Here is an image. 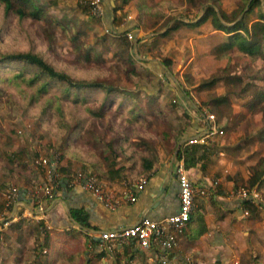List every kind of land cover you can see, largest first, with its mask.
I'll return each mask as SVG.
<instances>
[{"label":"rangeland","instance_id":"rangeland-1","mask_svg":"<svg viewBox=\"0 0 264 264\" xmlns=\"http://www.w3.org/2000/svg\"><path fill=\"white\" fill-rule=\"evenodd\" d=\"M34 1L43 4L46 8V13L61 23V26L45 27V30L53 35L50 45L45 40L44 29L41 30L38 24H32L30 27L26 22L27 20H25L22 25L14 29L12 23L16 20L11 19L7 34L0 40L1 51L12 52L28 50L30 39L34 37L42 41L44 45L42 47H45L41 49L43 57L54 65V67L66 71L75 79H95L103 83L117 85L127 92L147 90L149 94H155V100L160 106L167 105V107L163 108L164 113L170 119L175 131L186 121L182 116L183 113L187 112L191 115L195 112L193 105H189L185 101L180 87L188 90L195 105H199L201 99L207 100L208 95H221L228 89L226 85L218 83L211 90L196 91V87L201 82V79L208 77L210 72L215 69L214 63L207 59L208 49L206 47L198 48L199 45H197L194 46L193 50L187 45L186 49L188 53L185 50L181 52V54H183L178 56L177 67L174 63L171 64L170 71L172 77L169 73L167 74L165 71H162L159 66L153 65L152 61L146 63L149 65L151 64L154 68L153 71L145 68V66L141 65L138 59L134 57V55L138 53V56L147 55L154 59L157 57L159 60H163L165 59V55L168 54V48L165 50V45L169 41L181 40L183 37L187 36L186 33L180 32L177 36L171 35L170 38L162 39V37H158V34H155V32L164 31L165 26H162L161 29L153 30L152 28L147 29L139 24L137 17L139 4L145 5L149 2L154 3L156 0H130L127 4L120 5V8L116 10L117 12H114L113 8L119 6L118 0H106L107 4L99 0L98 5L102 11L101 15L93 13L92 8L89 6L91 1L95 0ZM162 1H165V5H163L161 10L165 17H161L159 20H164L162 22L167 21L170 23L172 17L176 15L185 16L186 14H190V16H194V14L200 10L187 3L186 0ZM235 2L236 0H219L221 8L226 11L232 9L235 6ZM110 8L115 15L113 20L108 16ZM104 12L105 17H103ZM151 19H154V17ZM151 19L149 20L150 22L152 21ZM181 19L190 21V17L186 16L181 17ZM112 22L113 24L114 22L127 23L122 30L130 32L131 38L129 40L132 42L135 40L132 30L137 23L138 26L135 28L136 35L138 33H141V36L144 34L150 35L148 38L154 36L153 39L157 41L155 45L144 43L143 46L139 44V49L137 46H134L130 51L137 69L140 67L144 69H139L141 72L140 75H127L123 73L119 59L115 54L116 51L120 49V44L117 43L116 40L114 41V35L119 32V27L114 29L113 27L115 24L112 27ZM133 23H135V25ZM207 23L209 22L207 21ZM64 27H66V31H63ZM126 27L128 28L126 29ZM182 27L183 26L179 27L177 30L182 29ZM76 29L82 30L85 33V37H83L82 40L84 43L82 45L90 46L93 52L100 56L101 61L89 62L84 59L79 51L75 50L73 43L69 40L67 35L70 34V31ZM138 29H141L142 32ZM145 50L148 54L144 55ZM162 50L163 54L161 52ZM177 50L178 49L174 46L169 48L170 54L177 52ZM191 55L192 59L189 64H187L186 67L185 65L183 66V62L188 60ZM231 61L233 63L236 62L235 71L243 74L241 63L248 62V59L238 55L237 58H232ZM146 63L143 64L146 65ZM248 64L253 66L250 68H258L260 65H263L261 61L257 63L249 62ZM173 76L177 79L179 84L173 80ZM23 88L24 85H22L21 90ZM10 91L11 89L0 90V264H51L50 260L55 254V249H58L51 243V241L56 243V240L53 239L54 236L49 233L47 228L48 231L43 230L41 226H39L38 222L41 219H33V214L20 217L15 213L14 216L17 217L14 219L15 222L13 223V227H19L12 228V226L8 225L9 220H7V218L9 217L10 209L5 206L7 204V202H5V195H7L12 188L18 191L17 189L20 188L22 184L27 185L34 181L35 183L32 184L28 191V196L33 199L35 203L39 201L37 198L39 197L38 194H42V185L46 181L48 175V165L43 164L41 166H36L35 160L39 157L45 159L46 162L48 160L52 161L51 163L54 166L69 165L72 173L82 171L80 169V161L73 155V148L68 146L69 141H67V139L68 132L73 125L74 117L79 115L82 116L84 110L72 104L58 101L51 95L42 96L38 98L35 103L29 104V95L26 91L13 92L14 95H11ZM139 93L141 92H137V99L143 98ZM249 99L248 97L232 99V101H230L231 109L225 111L222 116H218L216 112L213 111L214 109L211 110L212 108H209L207 105H202L200 109L201 111L213 114L218 126H223L227 131L237 132L238 138L245 137L246 139L250 136H254V141L246 144V150L253 151L252 155L258 158L264 154V141H256L257 133L262 128V121L260 120V114L251 113L244 109L243 105L246 101H249ZM48 100L51 101L52 104L61 103L66 118V128L63 131L57 130L54 133L51 128L43 123L44 121L38 119L40 110ZM148 119V124L145 123L146 125L135 130L136 133L139 134L133 139L136 142L143 139L147 153L154 163L160 158L169 159L173 156L175 149L172 144V137L165 133V124L163 121H157L154 116ZM233 119H235L236 123L233 122ZM109 121L112 122L109 114H106L103 120L98 117H91L88 122L93 124L88 126L86 134L82 135V133L79 132V136L82 135L80 140L83 143H86L89 136L100 141V145H95L93 154L97 156V159L102 163L104 168H106V163L112 159L117 160L120 158V162L126 160L125 157L119 153L116 140L110 142L114 147V151H112V149L110 150L106 145L114 133L108 130L111 125ZM114 124L116 125V123ZM90 129L93 130L91 131ZM119 132H121V130H119ZM133 132V129L129 132L130 137L135 135ZM140 134L142 136H139ZM118 135H120V133H117V136ZM238 138L236 140H238ZM79 153L83 155V151H79ZM103 156H105L106 160L103 159ZM115 166L116 162L114 167ZM92 174L95 175L94 173ZM96 179L100 181L97 176ZM256 199L264 201L262 195L259 197V195L256 194ZM16 223L18 225H15ZM45 231H47V236ZM51 238L52 240L50 241ZM44 241H47V246L44 247L43 251H39L36 245ZM67 242L68 240L63 243L65 244ZM77 247V242L70 245V248L73 250L77 249ZM170 250L172 251V249ZM261 260H263V258L256 255L253 256L252 260L250 259L249 262H253L252 264H264ZM168 261L167 257H165L162 264ZM57 264H85V261L77 255L74 262H70L64 257V259Z\"/></svg>","mask_w":264,"mask_h":264},{"label":"trees","instance_id":"trees-1","mask_svg":"<svg viewBox=\"0 0 264 264\" xmlns=\"http://www.w3.org/2000/svg\"><path fill=\"white\" fill-rule=\"evenodd\" d=\"M118 1L119 6L113 8L114 12L120 8V5H125L130 0ZM186 2L200 9L194 16L185 15L190 17V21L181 19V17H185L184 15L172 17L170 23L167 21L162 22L164 20L159 21L161 17H165L164 13L161 12L165 1L156 0L154 3L139 4L138 22L147 29L158 30L162 26L167 27L166 30L158 34V37H162V39L170 38L171 33L181 26L194 30L207 21L211 29L221 32V36H224L222 40L216 41L207 50V59L214 63L215 69L210 72L208 77L201 79L196 91L211 90L218 83L226 85L228 89L221 95H208L207 100L201 99L202 104H196L197 106L188 90L180 87L182 95L190 101L188 103L195 105L196 109L194 108V111L199 113L201 106L207 105L212 108L211 110L214 109L213 111L218 116H222L225 111L231 109L230 101L232 99L250 98L249 101L244 103L243 107L248 112L260 114L262 128L257 133L256 141L263 142L264 0H236L235 6L229 12L221 8L219 0H186ZM89 6L91 7V5ZM152 17L154 19H151ZM11 19L16 20L12 23L14 29L22 25L25 20H27L26 22L30 27L32 24H38L41 30L44 29L45 40L49 45L53 35L49 34L45 27L61 26V23L46 13V8L43 4H39L34 0H0V40L7 34ZM150 19L152 20L151 22L149 21ZM63 31H66V27L63 28ZM126 32V30L119 31L114 35V41L116 40L120 44V49L115 54L119 59L124 74L140 75L141 72L135 66L130 52L133 48V43L127 38ZM67 36L73 43L75 50L79 51L84 59L89 62L101 61L100 56L95 54L90 46L82 45L84 43L82 41L83 37H85V33L82 30L70 31ZM140 40L141 38L138 39V42ZM42 46H44L42 41L32 37L28 50L12 52L0 50V90L11 89V95H14L13 92L26 91L29 95V104L35 103L42 96L51 95L58 101L82 108L84 114L74 117L73 125L68 132L67 141H69L68 146L73 148V155L80 161V169L83 172L94 173L99 179L104 177L111 179L115 174L119 175L118 172L121 171L114 168L115 159L107 162L106 168H104L97 156L93 154L95 145H100V141L92 136H89L86 143L80 140L82 135L86 134L88 126L93 124L88 122L91 117H98L103 120L106 114L111 116L112 122L109 121L111 125L108 130L111 133L114 132V136L110 137L111 139L106 145L110 150L114 151V147L110 142L117 141V148H119V153L125 157L128 163V171L131 177L146 175L154 169L155 163L148 155L143 139L139 142L133 139L139 134L135 130L148 124V118L154 116L157 121L164 122V131L172 137L174 147L178 137L183 135L187 127L192 126V115L185 112L183 117L186 121L174 133L175 130L171 121L164 113L163 108L167 107V105L160 106L155 100V94L140 90L137 92H141L139 94L143 98L137 99V92H127L114 84L103 83L95 79H75L66 71L57 69L47 61L42 55L41 49L45 48ZM238 55L248 59V62L241 63L243 74L235 71L236 62L233 63L231 61L232 58L235 59ZM258 61H261L263 65L258 68H250L253 66L249 65V62L257 63ZM171 64L172 61L169 58H165L161 60L159 67L162 71L167 69L171 74ZM174 81L178 83L175 77ZM22 85H24V88L21 90ZM38 119L44 121L43 123L51 128L54 133L57 130L63 131L66 128V118L61 103L52 104L48 100L40 110ZM233 122L236 123L235 119H233ZM132 129L135 135L130 137L129 132ZM90 130L92 131L93 129ZM79 132L82 133L81 136H79ZM117 133H120V135L117 136ZM139 136L142 135L140 134ZM254 139V136L246 138V144L254 141ZM200 147L204 150L203 144H180L176 159H181L185 169H188L194 166L197 160L196 153ZM79 151H83V155ZM103 159L106 160L105 156H103ZM62 166L53 168L56 175V185L63 180L68 183L72 178L69 165ZM247 170L249 175L241 185L246 190L247 196L242 198L241 206L249 216L258 217L259 209L264 208V201L260 200L261 198H254L253 193L258 194L259 197L261 195L264 197V154L259 156ZM71 216L80 225V228L76 230L80 241L82 238L86 240L87 237L83 230L90 227L87 222V214L82 209H75L71 211ZM38 224L43 230H47L44 221L40 220ZM15 225L18 224L16 223ZM73 230L71 228V232ZM204 230L205 227L201 224L200 232ZM47 231H45L46 236L48 235ZM45 246H47V241L36 245L39 251H43ZM55 247L59 250L55 249V254L50 260L51 264L59 263L64 257L68 261L74 262L77 255L82 258L85 253L82 249L77 251V249L73 250L64 246Z\"/></svg>","mask_w":264,"mask_h":264},{"label":"crops","instance_id":"crops-1","mask_svg":"<svg viewBox=\"0 0 264 264\" xmlns=\"http://www.w3.org/2000/svg\"><path fill=\"white\" fill-rule=\"evenodd\" d=\"M102 1L107 4L106 0ZM109 12L108 16L113 20L115 15L111 8ZM103 17H105V12ZM114 24L112 22L114 29L119 27V31H124L122 28L127 23L114 22ZM135 28L132 31L137 40L138 44L136 43L135 46L138 49L139 44L144 46V43L153 45L157 43L153 39L154 36L148 38L150 35L141 36V33L136 35ZM138 30L142 32L141 29ZM161 32L157 31L155 34ZM180 32L186 33L187 36L181 40L169 41L165 45V50L168 48V54L164 58H169L176 67L178 56H181L184 50L187 52V45L193 50L197 45H199L198 48L208 49L224 37L221 36V32L211 29L207 22L194 30L182 27L180 30L173 31L171 35L177 36ZM139 38H141L140 42H138ZM172 45L178 50L170 54L169 48H172ZM161 52L163 54V50ZM145 54H148L146 50ZM134 57L141 65L152 71L154 68L146 62L152 61V64L157 66L161 62L157 57L154 59L147 55L138 56V53ZM191 59L192 55L183 62V66L186 67ZM139 69L144 70L141 67ZM167 71L166 69L165 72L168 74ZM170 76L172 77V74ZM185 101L189 102L187 99ZM188 104L196 109L193 103ZM191 115L193 124L178 137L177 143L182 141L180 144H186L187 138L203 132L199 113L195 111ZM216 124L218 126L217 122ZM218 127L223 130V134H216L207 137L205 142H198L197 144H203L204 150L202 147L198 149L194 166L186 169V174L192 184L202 187L204 193L195 198L196 207L191 213L190 220L180 234L175 247L167 254L156 246L148 250H140L133 243L108 249L106 246L108 243L102 242L98 234L101 231L132 225L142 217L160 220L177 211L179 187L174 172L176 158L172 161V157L158 159L153 171L142 175L147 177V182L137 192L133 202L127 199L126 193L133 188L141 176L131 177L127 161L120 162V158L115 159L114 168L121 170L118 172L119 175L115 174L111 179L106 177L100 179L105 188L117 198V204L113 207L98 202L91 193L78 186H70L66 180L59 182L52 200L38 194L39 201L35 203L28 196V191L35 182L22 184L11 202L5 205L10 209L7 218L8 225L18 228L19 226L13 227L15 217H26L33 214V219L43 220L49 233L54 236L56 243L51 241L52 238L50 239L54 246L70 248L72 243L77 242V249L85 251L82 256L85 264H162L164 255L169 260L165 264H252L253 262L249 261L256 255L262 257L261 262L264 263V208L259 209L258 217L249 216L241 206L242 198L237 194L238 191L245 190L241 185L249 175L247 168L255 163L257 156L252 155L253 151L246 150L245 137L238 138L237 132L227 131L221 125ZM75 209H82L87 214L90 227L83 230L87 237L86 240L82 238L80 241L77 236L79 234L76 230L80 228V225L71 216V211ZM15 213L17 216H14ZM201 224L205 227L203 232H200ZM71 228L74 229L72 232ZM66 240L68 242L64 244Z\"/></svg>","mask_w":264,"mask_h":264},{"label":"built area","instance_id":"built-area-1","mask_svg":"<svg viewBox=\"0 0 264 264\" xmlns=\"http://www.w3.org/2000/svg\"><path fill=\"white\" fill-rule=\"evenodd\" d=\"M99 0L91 1V8L93 13L101 15L102 11L99 7ZM127 38H131L130 32H126ZM199 118L203 125V132L200 135H195L187 138L186 144H194L198 142H205L207 137L213 135H222L223 130L216 124V120L213 114L205 111L199 112ZM52 161L39 157L35 160L36 166L43 164L48 165V175L46 181L42 185V195L49 200H52L55 196V189L57 187L55 183V173L53 168L55 167ZM174 172L178 183V209L175 213L168 215L160 220L151 219L148 217H142L138 222L126 226L120 227L114 230L101 231L98 234L99 239L106 244L108 249L113 246L133 243L140 250H148L152 246L159 247L164 254H167L170 249L177 244L180 234L186 228L187 223L190 220V215L196 207L195 198L204 193V190L200 186H195L190 181L186 174V169L181 159L175 161ZM147 182L146 176H141L134 184L133 188L128 190L126 197L129 201H135L137 192L140 191ZM70 186H78L81 189L91 193L98 202H101L105 206L113 207L117 204V198L110 190L105 188L103 183L96 179V176L83 171H76L71 180L68 182ZM17 194L14 188L7 193L6 202L9 203ZM238 196L243 198L247 196L245 190L237 192ZM255 196V197H254ZM253 197L256 198V194L253 193ZM165 255L162 258V262L165 260Z\"/></svg>","mask_w":264,"mask_h":264},{"label":"water","instance_id":"water-1","mask_svg":"<svg viewBox=\"0 0 264 264\" xmlns=\"http://www.w3.org/2000/svg\"><path fill=\"white\" fill-rule=\"evenodd\" d=\"M164 30H166V27L164 28ZM136 43H137V40H134V42H133V46H135L136 45ZM170 74V73H169ZM171 75V74H170ZM185 140H183V142H184ZM182 141H179L178 143H177V145H176V147H175V149H174V153H173V156H172V161H174V159L176 158V154H177V151H178V149H179V146H180V143H181Z\"/></svg>","mask_w":264,"mask_h":264}]
</instances>
